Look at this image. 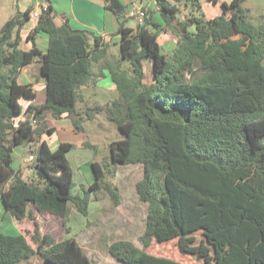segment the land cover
<instances>
[{"label":"trees","instance_id":"1","mask_svg":"<svg viewBox=\"0 0 264 264\" xmlns=\"http://www.w3.org/2000/svg\"><path fill=\"white\" fill-rule=\"evenodd\" d=\"M174 1L157 0L163 23L148 7L137 30L123 19L116 52L111 41L74 28L68 18L57 23L51 8L28 35L30 50L22 46L29 13H18L1 28L0 197L18 233H0V264H18L37 253L20 227L37 219L36 213L62 218L69 231L70 203L88 216L92 194L98 199L104 190L119 205L120 188L107 173L132 163L144 167L137 191L149 204L141 236L145 248L200 233L214 251V264H264V20L252 22L246 0L225 3L224 12L211 19L200 0ZM105 6L119 17L127 11L121 0H105ZM166 29L179 39L165 53L159 35ZM39 31L49 35L46 51L35 43ZM35 60L47 78L44 95L18 82L20 70ZM107 70L118 97L84 110V117L105 112L122 136L108 143L103 163L92 162L95 180L81 195L74 192L67 157L76 145L63 142L52 150L42 141L53 132L45 116L69 115L83 130L81 88ZM24 99L32 101L25 108ZM23 112L26 118L17 119ZM26 143L38 178L26 179L15 169L14 149ZM33 232L51 264H110L95 263L73 236L58 241L39 226ZM110 251L128 264H184L126 239L113 242Z\"/></svg>","mask_w":264,"mask_h":264},{"label":"rangeland","instance_id":"2","mask_svg":"<svg viewBox=\"0 0 264 264\" xmlns=\"http://www.w3.org/2000/svg\"><path fill=\"white\" fill-rule=\"evenodd\" d=\"M244 5L249 10L250 19L254 24L264 20V0H246ZM130 24L136 26L137 23L131 19ZM164 40L162 41L165 42ZM248 45L249 43H246L244 47ZM117 48L112 50L116 52ZM150 76L149 79L151 80ZM118 94L119 92L116 88H101L97 90L93 99H90L88 103L92 104L93 100H97L94 103H105L118 97ZM93 106L94 104L84 106L83 110ZM81 123L84 127L81 131H86L89 134L85 140V144H87L85 146L81 145L84 148H77L80 147V144H76L77 149H73L69 154V158L75 172L74 192L83 195L85 190H90V185L87 181L89 175L83 170L82 173L84 174L80 172L81 160L88 155L93 157V161L98 160L103 163L109 156L108 143L121 138L122 133L117 125L107 118L105 112H98L95 114V118L86 119ZM79 152H82V154H78ZM34 160L32 161V166L34 165ZM112 168L113 171L107 173V180L119 186L121 203L115 205L110 195L104 190L100 193V198L98 199L92 194L88 216L78 212L74 208V204L70 203V232L64 228L62 218H51L55 216L48 213H39V215L36 213L37 219L33 220V222L30 220L20 227L37 253L18 264H51L41 254L44 249V242L40 241L35 244L32 240L35 226H39L43 234H49L58 241L70 236L75 237L85 253L95 263L128 264L115 257L110 251L111 244L122 239L130 240L139 248H144L152 254L170 257L184 264L215 263L214 251L204 241L200 233L193 234L186 239L180 237L161 243L154 241L151 246L145 248L141 236L146 229L149 204L141 199L137 191V183L143 178L144 167L141 163H132L115 165ZM0 203L4 205L2 198H0ZM10 217V215L9 217L7 215L1 219L0 233L6 235L17 234L18 229ZM202 248H204L203 251ZM200 251L207 253V255L202 256Z\"/></svg>","mask_w":264,"mask_h":264},{"label":"crops","instance_id":"3","mask_svg":"<svg viewBox=\"0 0 264 264\" xmlns=\"http://www.w3.org/2000/svg\"><path fill=\"white\" fill-rule=\"evenodd\" d=\"M121 1L125 5H127V11L122 17H119L112 9L107 8L105 6V0H0V30L10 19H12L18 13H29L30 18L25 22L22 28V36L24 37L22 46L23 48L30 50L32 49L34 43L33 41L28 40L27 37L37 27L39 16L42 15L43 11L51 8L54 12V15H56L55 20L57 23H60L63 20V17L68 18L70 24L74 28L88 30L90 31L89 33H95L98 36H102L105 40L111 41L114 45V49L116 47H119L118 45L121 39V34L118 33V30L123 19L126 20V27H129L133 30H137L138 28V20L130 14L135 5L154 9L155 17L163 23L160 11L158 10L159 8L157 0ZM170 1L176 3L174 0ZM230 1L231 0H200L203 11L208 19L222 14L225 10V3H229ZM180 7L182 8V6ZM35 13H37L38 15H36ZM182 15H184V11L182 12ZM131 19L136 21V26L130 24ZM177 23L178 21L174 22L175 25H177ZM178 39L179 36L171 29H166L160 32L159 41L163 52H171L175 48ZM162 40H164L165 42H163ZM91 41L93 42L92 35ZM35 43L42 51H46L49 45V35L45 31L37 32L35 35ZM144 71L147 79L150 80L149 75L152 76L153 74L151 60L147 59L145 61ZM106 72L107 76L100 77L94 83H90L81 88V96L78 101V112L81 114L84 120H86L87 118L84 117L83 107L93 104H99L94 103L97 100H93L92 104L88 103L90 99H93V96H95L98 89H117L116 85L110 78L108 70ZM18 82L30 84L38 91L40 95L45 94L47 78L42 74L38 60L33 61V64H29L20 70ZM21 102L23 104V107L25 108L32 101L24 99ZM26 116L27 114L23 112L22 115L17 117V119H25ZM93 118H95V115ZM45 120L47 121L49 127H53V132L44 133L41 136V140H46L52 150H56L57 148H59L60 144L63 142H72L75 143V145L80 144V147L77 148H84L82 146H85V140L89 134L86 131L78 130L75 127L71 116L65 115L64 117L57 119L52 115V113L49 112L46 114ZM30 148L31 145L26 143L24 145L17 146L13 152L15 169L17 171L20 170L21 174L26 179L38 178V174L36 173L35 168L31 165L32 160L30 159ZM77 148L75 147L73 149L76 150ZM73 149L67 153L69 161V154L73 151ZM78 154H82V152H79ZM92 162L93 157L86 155L81 160L80 165V172L82 173L83 170L84 172H86V174L89 175V179L87 180L89 185L92 184L95 180L94 172L92 169ZM73 174L75 177L74 169ZM74 208L76 209V207ZM7 215L8 217L9 215L11 216L10 218L12 219V222L14 224L12 215L7 212L4 205H1L0 203V221Z\"/></svg>","mask_w":264,"mask_h":264},{"label":"built area","instance_id":"4","mask_svg":"<svg viewBox=\"0 0 264 264\" xmlns=\"http://www.w3.org/2000/svg\"><path fill=\"white\" fill-rule=\"evenodd\" d=\"M36 15H38L37 13H35ZM130 14L135 17L139 23H143L144 21V17L146 15V12H145V7L143 6H138V5H135L133 7V10L130 12ZM33 122H36V119L33 118ZM33 158V156H31V159Z\"/></svg>","mask_w":264,"mask_h":264},{"label":"clouds","instance_id":"5","mask_svg":"<svg viewBox=\"0 0 264 264\" xmlns=\"http://www.w3.org/2000/svg\"><path fill=\"white\" fill-rule=\"evenodd\" d=\"M31 156H33V155H30V159H31ZM35 159V157L33 156V158L31 159L32 161Z\"/></svg>","mask_w":264,"mask_h":264}]
</instances>
